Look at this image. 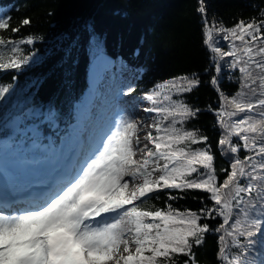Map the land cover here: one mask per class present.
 <instances>
[{
    "label": "snow or ice",
    "instance_id": "obj_1",
    "mask_svg": "<svg viewBox=\"0 0 264 264\" xmlns=\"http://www.w3.org/2000/svg\"><path fill=\"white\" fill-rule=\"evenodd\" d=\"M200 3L203 16L206 6L204 0ZM10 19L0 16V30L9 29ZM21 23L29 26L31 21ZM5 43L8 40L0 38V45ZM204 44L214 54L205 72H213L209 83L221 101L207 111L217 117L215 127L221 132L217 150L232 157L229 167L219 171L209 136L187 127L203 110L184 98L175 100V107L156 106L158 93L134 96L135 88L126 82L124 91L109 89L107 96L98 97L99 104L77 112L75 124L62 127V113L51 103L37 105L32 96L22 105L13 103L15 77L10 87H0V133H8L5 139L14 154L17 146L29 151L57 147L74 131L86 141L97 131V117L104 119L99 142L72 176L44 189L39 198L13 199L24 180L15 165L0 168V175L8 176L10 193L0 187V264H198L197 250L210 235L217 238V264H264V251H257L264 250V13L258 22L249 19L221 29L215 42L207 33ZM22 64L28 66L29 61L0 63V70L19 71ZM106 75L112 84L120 80L106 73L98 74L100 82ZM225 79L239 89L231 98L222 89ZM201 83L193 74L172 87L183 97ZM145 100L150 106L141 107ZM109 110L120 113L115 131L104 115ZM136 111L148 114L140 124L134 120ZM45 128L54 135L46 136ZM140 129H154L158 135L148 130L141 140ZM241 150L247 153L243 158ZM220 172L227 173L222 181ZM165 190L166 207L145 210L144 200L159 199ZM189 191L206 194L199 197L202 207L175 209L171 201L183 197L173 193ZM20 204L22 208L16 207ZM215 220L220 222L210 223Z\"/></svg>",
    "mask_w": 264,
    "mask_h": 264
},
{
    "label": "trees",
    "instance_id": "obj_2",
    "mask_svg": "<svg viewBox=\"0 0 264 264\" xmlns=\"http://www.w3.org/2000/svg\"><path fill=\"white\" fill-rule=\"evenodd\" d=\"M204 5L206 12L202 16L198 10L200 0H0V9L3 8L0 16L11 18L9 29L0 30V38L8 40L0 45V63L13 59L29 61L19 71L0 70V87H10L15 77L14 104L22 105L26 96H32L37 105L51 103L61 111L62 127L75 124L77 104L90 87L91 64L99 54H104L115 64L119 62L114 66L115 72L128 70L130 78L126 82L135 88L134 96L158 93L154 96L156 106L175 107L173 102L184 98L201 108L199 118L187 127L208 135L215 153L214 166L218 171L228 168L232 157L221 156L217 150L221 132L215 127L217 117L207 111L209 107L217 108L221 101L215 86L209 83L213 72H205L210 66L209 57L214 54L204 40L211 32L215 42L221 29L234 27L241 21L258 22L264 13V0H204ZM23 19H29L31 24L23 26ZM14 27H20V33L11 32ZM28 39L33 43H27ZM221 46L228 47L223 43ZM33 59L35 64L31 63ZM61 61H66L63 67L58 66ZM193 74L199 76L201 85L183 97L178 96L172 85H179L182 78ZM126 82L124 86L116 83L114 89L124 91ZM222 89L229 98L239 90L236 83L226 79L222 81ZM166 96L172 99L166 100ZM3 111L0 109V114ZM104 115L109 121L114 119L108 111ZM169 121L170 118L164 124ZM103 126V116L99 115L97 128L101 130ZM44 134L54 135L47 128ZM7 135L0 133V149L9 143ZM39 154L32 151L28 156ZM246 154L241 150L238 155L243 158ZM226 175L220 172L219 179L222 181ZM166 191L159 193V199L146 198L145 210L166 207L169 203ZM173 194L183 197L171 201L179 211L199 210L202 207L199 197L206 195L199 191ZM219 222L210 221L213 225ZM257 251L264 250L257 248ZM197 252L198 264H217L216 236H208Z\"/></svg>",
    "mask_w": 264,
    "mask_h": 264
},
{
    "label": "rangeland",
    "instance_id": "obj_3",
    "mask_svg": "<svg viewBox=\"0 0 264 264\" xmlns=\"http://www.w3.org/2000/svg\"><path fill=\"white\" fill-rule=\"evenodd\" d=\"M96 59H98L97 63H99L101 67H100V70H98L96 66H93V67L91 66V69H90L91 78L98 80V74L107 73L108 75H111L114 80L120 79L116 83H119L122 86L125 85L124 83L130 78L128 70L119 69L116 72L112 71L111 66H113L112 65L113 61L109 57H100L98 55L94 59V61ZM122 71H125L124 75H122ZM90 88L91 89L87 92L88 94H85L82 101L77 104V112L78 111L81 113L87 112L88 107L91 106V104L95 101L96 98H97V103L99 104L100 101L98 97H101L102 95L104 96L105 94H109V89H113L114 84L110 83L107 80V75H106V79L104 80V82H101L99 86H95L94 82L90 81ZM147 106H150L148 101L145 100L141 102V107H147ZM113 115H114V119L111 122L113 125L112 130L115 131V128L119 126L117 121H118V116L120 115V113L117 110V112L113 113ZM147 115L148 114H146L143 111H136L135 113H133L134 120L137 124H140L146 118ZM152 115H155V114H152ZM148 122L149 124H151L153 121L149 120ZM97 130L99 129L97 128ZM148 130H152L153 134L156 133L154 129H140L138 131V135L141 140L144 139L146 132ZM94 134L95 132L93 133V135ZM74 142H77L79 144L77 146V149L75 150L72 149ZM98 142H99V135H96L93 145H91V148L94 146V143H98ZM8 144L5 146V148L2 147L0 149V167L3 169H9L13 165H15V170L17 171L19 176L24 180V185H23L22 190L32 185L42 184L46 179H49V178H53V180L55 179V183H56V179H60L61 177V181H62L63 179L66 178V176L69 173L65 176L58 175L60 159L72 157V154L76 152L77 150L78 152L77 162H79L80 164L82 160L88 155L89 150L91 149L90 148L88 151H86L84 155H82L84 140L81 139L78 131H74L68 137V139L64 143L60 144L59 146L53 147L49 145V147L45 149L44 151H39L40 154L37 156L35 155L28 156V153L32 151H28L20 146H17L16 153L14 154L12 150L8 147ZM139 158L140 156L138 154L137 159ZM45 172H48V173H45ZM3 179H5L6 184H8L9 182L8 178L4 177ZM58 181L59 180H57V183H59ZM130 187H131V184H130ZM133 249H134V246H133Z\"/></svg>",
    "mask_w": 264,
    "mask_h": 264
},
{
    "label": "bare ground",
    "instance_id": "obj_4",
    "mask_svg": "<svg viewBox=\"0 0 264 264\" xmlns=\"http://www.w3.org/2000/svg\"><path fill=\"white\" fill-rule=\"evenodd\" d=\"M1 9H3V8H1ZM1 9H0V13H1ZM99 56H100V57H107V56L104 55V54H99ZM97 60H98V59H96L94 62H92V65H91V66H92V67H93V66H96V67L98 68V70H100V67H101V66L99 65V63H97ZM109 60H110V59H109ZM118 63H119V62H118ZM118 63H117V64H118ZM117 64L112 63V65H113V66H111L112 71H115L114 66L117 65ZM90 71H91V70H90ZM102 71H103V69H102ZM90 81H93L94 84H95V86H99L100 83H101L100 80H99V77H98V80H97V79H93V78H91V76H90ZM115 84H116V83H115ZM115 84H114V85H115ZM90 89H91V88L89 87L85 94H88L87 92H88ZM113 89H114V88H113ZM85 94H84V95H85ZM107 95H108V94H105L104 96H107ZM112 121H113V120H112ZM78 145H79V144H78L77 142H74V144H73V146H72V147H73L72 149H73V150L77 149V146H78ZM84 149H85V145H84ZM71 153H72V152H71ZM77 154H78V152H77V150H76V152H74V153L72 154L71 159L68 160V158H67L68 161H67L66 169L71 165L72 161H75V160H76V158H77V156H78ZM78 163H79V162H78ZM0 168H1V167H0ZM76 168H77V167H76V163H75L74 165L71 166V170H70V171H72V173H74V171H75ZM2 169H3V168H2ZM48 170H49V169H48ZM62 172H63V169H62ZM45 173H48V172H45ZM59 174H60V173H59ZM2 176L5 177V178H8V176H7L6 174H3ZM71 176H72V175H71ZM71 176H69L68 178H70ZM68 178L64 179V180L62 181V183L65 182ZM62 183H61V184H62ZM26 196H27V195H22V198H20V199H16V200L23 201V200L26 198ZM27 198H29V197H27ZM35 198H36V197H35ZM16 207H20V208H21V207H23V205L20 204V205H17Z\"/></svg>",
    "mask_w": 264,
    "mask_h": 264
}]
</instances>
